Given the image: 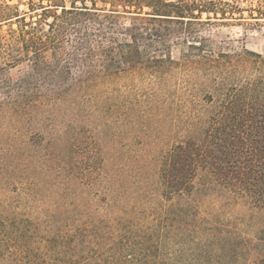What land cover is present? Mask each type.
<instances>
[{
  "label": "trees",
  "instance_id": "1",
  "mask_svg": "<svg viewBox=\"0 0 264 264\" xmlns=\"http://www.w3.org/2000/svg\"><path fill=\"white\" fill-rule=\"evenodd\" d=\"M244 10L0 0V264H264V53L217 32Z\"/></svg>",
  "mask_w": 264,
  "mask_h": 264
},
{
  "label": "rangeland",
  "instance_id": "2",
  "mask_svg": "<svg viewBox=\"0 0 264 264\" xmlns=\"http://www.w3.org/2000/svg\"><path fill=\"white\" fill-rule=\"evenodd\" d=\"M16 1V0H15ZM234 1V0H225ZM236 2L244 7V14L247 17L248 11L246 9L258 7L264 8V0H236ZM22 8L25 6L22 5ZM261 25L256 24V19L249 18L244 20L243 25H234L231 27L223 26L217 32H220V36L223 38L231 37L235 47L247 46L258 52L264 53V18L260 20ZM12 73H17V70H12ZM127 78H121L118 80L119 85H125Z\"/></svg>",
  "mask_w": 264,
  "mask_h": 264
}]
</instances>
